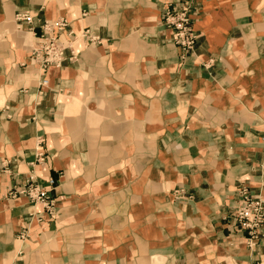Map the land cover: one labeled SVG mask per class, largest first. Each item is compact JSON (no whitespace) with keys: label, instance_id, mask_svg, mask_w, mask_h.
<instances>
[{"label":"crops","instance_id":"obj_1","mask_svg":"<svg viewBox=\"0 0 264 264\" xmlns=\"http://www.w3.org/2000/svg\"><path fill=\"white\" fill-rule=\"evenodd\" d=\"M180 1L0 0V264H264V224L249 247L231 216L243 187L264 203V0H192L184 57ZM29 176L51 214L8 194Z\"/></svg>","mask_w":264,"mask_h":264},{"label":"built area","instance_id":"obj_2","mask_svg":"<svg viewBox=\"0 0 264 264\" xmlns=\"http://www.w3.org/2000/svg\"><path fill=\"white\" fill-rule=\"evenodd\" d=\"M191 1L181 0L179 6L166 7L161 14V21L172 31L174 44L179 48L182 57L189 53L194 45L196 34L191 23ZM17 23H30L32 15L28 12H17L14 16ZM36 34L37 42L31 51V59L37 64L38 69L45 73L50 66H59L62 63L64 50L69 47L62 36L66 33L65 18L45 20ZM90 43L95 42V37L90 36L86 29L81 35ZM43 77L41 83L46 84ZM44 186L37 182L33 176H29L27 182L18 190H10L9 195L14 197L18 194L25 195L31 202H39L45 211L51 214L54 208V200L49 197V188L55 183V179L49 177ZM237 205L231 216L238 228L245 233V243L252 246L257 243L261 236V228L264 224V203L262 199L251 196L247 188L237 191Z\"/></svg>","mask_w":264,"mask_h":264}]
</instances>
